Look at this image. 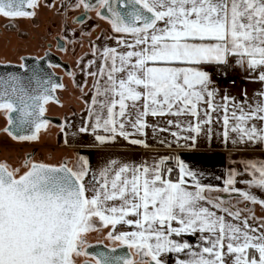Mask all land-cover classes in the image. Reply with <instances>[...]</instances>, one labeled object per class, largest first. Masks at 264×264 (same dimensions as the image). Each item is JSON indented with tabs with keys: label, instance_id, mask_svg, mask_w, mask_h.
I'll return each instance as SVG.
<instances>
[{
	"label": "snow or ice",
	"instance_id": "6c2138e0",
	"mask_svg": "<svg viewBox=\"0 0 264 264\" xmlns=\"http://www.w3.org/2000/svg\"><path fill=\"white\" fill-rule=\"evenodd\" d=\"M40 6L41 0H0V17L35 18ZM81 6L107 20L121 34L117 44L128 49L104 47L102 66L85 73L97 78L89 123L99 144L123 137L147 148L144 140L131 137L146 135L147 117L165 115L193 117L184 130L194 135L184 139L195 143L202 132H210L204 125L212 124L218 110L224 113L225 140L235 133L233 144L264 143V127L252 123L264 122V91L247 110L228 96L217 105L218 90L205 70L236 57L264 83V0H78L76 7ZM94 64L89 61L87 67ZM20 67L30 75H0V113L13 140L36 141L48 127L46 105L58 103L53 93L63 85L39 66ZM164 164L112 160L97 174L84 158L75 167L68 161L51 165L28 159L23 172L0 162V264H80L81 257L83 264H165L166 253L186 250L190 258L177 264H264V221L253 227L241 219V210L220 198L213 202L205 192H235L262 207L264 199L235 188L237 173L229 174L226 187L214 189L202 185L182 160L175 178ZM247 167L252 179L246 183L264 191V162ZM121 225L135 230L117 231ZM102 229L131 254H119L115 247L89 253L88 234ZM197 233L204 245L196 246L200 250L175 239Z\"/></svg>",
	"mask_w": 264,
	"mask_h": 264
},
{
	"label": "flooded vegetation",
	"instance_id": "af4514ba",
	"mask_svg": "<svg viewBox=\"0 0 264 264\" xmlns=\"http://www.w3.org/2000/svg\"><path fill=\"white\" fill-rule=\"evenodd\" d=\"M48 1L52 5H48ZM77 3L78 0H41L35 18L0 17V49L3 50L0 55V75L27 77L30 72H25L20 67L21 64L29 69L39 66L45 73L51 74L53 80L63 85L53 93L58 103L50 102L46 105L44 117L49 121L48 127L41 130L36 141L13 140L4 131L9 127L8 119L0 113V119L3 120V126H0V162H7L11 167L21 169V172L28 159L51 165H59L65 161L71 164L73 158L70 156H58V153L54 155V152L44 150L38 143L42 138L48 140L56 130H61L66 115L85 111L86 103L91 97L90 91L97 79L86 76L85 73L97 71L98 55L104 47H112L115 36L121 35L112 30L107 20L99 19L95 11H85L82 6L76 7ZM49 6H52L50 14L43 15L41 11ZM60 8L61 13L58 15L56 10ZM93 51H96L95 56ZM92 60H95V64L88 68L87 64ZM82 85L86 86L82 88ZM33 142L34 146L26 145ZM107 233L108 229H102L88 234L87 240L92 246L88 249L89 253L111 252L115 247L119 254H131L133 250L107 239ZM85 259L79 258L80 264Z\"/></svg>",
	"mask_w": 264,
	"mask_h": 264
},
{
	"label": "crops",
	"instance_id": "0c3cea01",
	"mask_svg": "<svg viewBox=\"0 0 264 264\" xmlns=\"http://www.w3.org/2000/svg\"><path fill=\"white\" fill-rule=\"evenodd\" d=\"M115 41L112 43V47L117 48L120 52H125L128 49H125L117 44V39L121 38V35L115 36ZM124 39L130 40V37H124ZM236 57H230L228 61ZM103 61L100 58V55L97 57V71L102 66ZM215 65H207L205 66V70L207 72L208 69ZM123 75V74H121ZM258 72L253 73L250 72L245 81L237 89H229L214 83V87L218 90V95L215 97V103L217 105L223 104V97L228 96L233 98L234 100L238 95L243 96L242 106L247 110L249 105H254V103L260 99L257 95L259 92L264 91V83H261L257 79ZM96 82V81H95ZM103 83V81H101ZM91 97H89L86 103V109L82 113H89L90 111V103L94 97V88L90 91ZM143 102L141 101V104ZM139 107V105H138ZM202 109L207 108L206 104H202L200 106ZM230 111L231 105L229 106ZM130 111H134L130 109ZM223 111L218 110L217 112L212 113L213 122L211 129V142L218 143L220 142L224 136V125H223ZM203 119V116L201 117ZM153 121L150 117H147V122ZM258 128L264 127V122L253 121ZM230 124H234V120H230ZM151 125V123H150ZM145 129L147 133L150 126ZM210 125H204V127H208ZM127 127V126H126ZM128 131H134L130 127H127ZM230 137L235 135V133H230ZM145 135H135L131 138L141 139L143 140ZM122 137H117L116 141L113 143H108L101 145L99 142L96 144H91L87 147L88 162L91 173H99L101 169L106 167L112 160H117L120 163H134L141 164L147 162L149 165L158 163L161 160L167 162H178L183 161L191 170L198 173V177L202 185L214 189H223L226 187L225 181L227 180L230 173H237L235 179L236 184L235 188L244 191L248 189V191L253 192L255 194L264 192L258 188H250L246 181L252 179L251 169L247 167V165L255 163L259 165L264 162V144L254 142L250 146H246L243 143L241 148L236 147H219V145H214L212 147H191V146H166V145H149L145 148L141 145H133L130 144L127 140ZM206 197L209 200L216 202L218 198L223 199L226 203L235 206L236 209L241 210V219L247 218L248 223L253 227H258L259 224L264 221V209L261 205L255 204L248 205L249 202L243 200L235 192H223V191H208L205 192ZM264 195V194H263ZM264 197L262 196V199ZM237 199L240 201V205L232 204V201ZM231 201V202H230ZM205 206L211 208L210 204H205ZM213 211H217L216 209H212ZM217 215H224V213L217 211ZM255 217L253 219L252 217ZM231 223L239 224V220H232L231 217H225ZM173 226H176L175 224ZM132 231L134 228H129L126 225L117 226V231ZM261 232H264V229H260ZM258 234V233H257ZM207 236L208 234H203ZM177 240H183L193 245V250L197 249L196 246L200 245L201 248L204 246L201 241V234L197 233L195 235L185 234L182 237H175ZM190 257L187 255V250L185 253H166L162 259H164L165 264H177L179 260L189 259Z\"/></svg>",
	"mask_w": 264,
	"mask_h": 264
},
{
	"label": "rangeland",
	"instance_id": "374dc122",
	"mask_svg": "<svg viewBox=\"0 0 264 264\" xmlns=\"http://www.w3.org/2000/svg\"><path fill=\"white\" fill-rule=\"evenodd\" d=\"M48 2H49L48 5H52V2L50 1ZM51 7L52 6H49L48 8H46L45 11L43 9L41 11L42 14L49 15L51 11ZM56 12L59 15V13H61V8L60 10H56ZM1 42L2 40L0 37V43ZM2 53L3 50L0 49V55H2ZM235 101L237 107L242 106V103L244 101L243 96L238 95ZM149 117L153 121L148 120V124L150 125L151 123L150 125L151 127L150 129H148L146 135L143 138V140L149 145L191 146V147H196V146L212 147L214 145H219V147H236V148H241L243 145V143H236V144L232 143V140L236 139V134L231 137L229 135L228 140H225V138H223L218 143H212L210 136L211 129H213L212 125L208 127H204L206 130L210 129V132H202L196 138L195 143H193L191 140L185 141L184 139L185 136L194 135L184 130L188 127V124L190 122H194V118L191 117L190 115H181V116L165 115V116H156V117L149 116ZM169 121H172V124H169ZM234 123L236 122L234 121ZM177 124H179L180 127H176ZM0 126H3L2 119H0ZM85 126L89 127V132L85 133L80 131V129ZM161 129L164 130L161 131ZM173 132L177 133V136H173L172 135ZM39 142L40 143L38 144L42 145L44 150H48L50 153L54 152L53 153L54 155H56L57 153L59 154L58 156L65 154L73 158L70 166L75 167L78 166V162L80 158H84L88 160V156L86 155L88 150L87 147L91 144H96L98 141L95 140V135L91 131V123H89V113H83L81 115L76 112H73L70 115L68 114L64 117V126L61 130H56L55 134H53L52 137L48 138V140L42 138L41 141ZM253 143L254 142L244 143V144H246V146H250ZM34 144H35L34 142L26 143L27 146L29 145L34 146ZM52 147H55L56 149H52ZM244 191H248V189H245ZM263 194L264 192H260L255 195L257 196L258 199H262V196L264 197ZM233 203H235V205H240V201H238L237 199H234V201H232V204ZM249 205H252L253 207L256 206L254 204H251L250 202L248 203L247 206Z\"/></svg>",
	"mask_w": 264,
	"mask_h": 264
},
{
	"label": "built area",
	"instance_id": "2783aa9c",
	"mask_svg": "<svg viewBox=\"0 0 264 264\" xmlns=\"http://www.w3.org/2000/svg\"><path fill=\"white\" fill-rule=\"evenodd\" d=\"M214 83L229 89H237L245 80L250 71L241 67L236 58L228 61L226 65H215L208 69Z\"/></svg>",
	"mask_w": 264,
	"mask_h": 264
},
{
	"label": "trees",
	"instance_id": "16d2710c",
	"mask_svg": "<svg viewBox=\"0 0 264 264\" xmlns=\"http://www.w3.org/2000/svg\"><path fill=\"white\" fill-rule=\"evenodd\" d=\"M164 167L167 169V168H171L173 171L171 173L172 175V178H175L178 174V165L176 162L174 161H171V162H167L164 164Z\"/></svg>",
	"mask_w": 264,
	"mask_h": 264
},
{
	"label": "water",
	"instance_id": "95a60500",
	"mask_svg": "<svg viewBox=\"0 0 264 264\" xmlns=\"http://www.w3.org/2000/svg\"><path fill=\"white\" fill-rule=\"evenodd\" d=\"M15 115H16V114H15V113H13V117H15ZM43 118L45 119V117H43ZM28 134H30V133H28Z\"/></svg>",
	"mask_w": 264,
	"mask_h": 264
}]
</instances>
